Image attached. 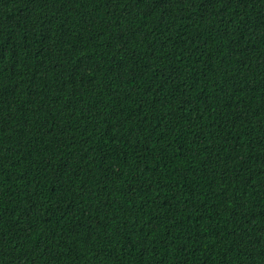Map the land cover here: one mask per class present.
Returning <instances> with one entry per match:
<instances>
[{"label": "trees", "instance_id": "obj_1", "mask_svg": "<svg viewBox=\"0 0 264 264\" xmlns=\"http://www.w3.org/2000/svg\"><path fill=\"white\" fill-rule=\"evenodd\" d=\"M0 264H264V0H0Z\"/></svg>", "mask_w": 264, "mask_h": 264}]
</instances>
